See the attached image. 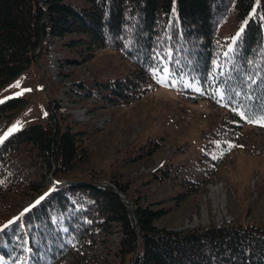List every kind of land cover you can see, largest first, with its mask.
<instances>
[{
  "label": "trees",
  "instance_id": "1",
  "mask_svg": "<svg viewBox=\"0 0 264 264\" xmlns=\"http://www.w3.org/2000/svg\"><path fill=\"white\" fill-rule=\"evenodd\" d=\"M86 1L89 6L80 7L69 0H0V89L48 52L44 41L50 35L90 55L100 48L115 50L131 65L125 77L98 85L111 102L141 98L166 70L171 86L194 102L208 101L229 126L260 124L264 0ZM28 103L25 95L0 102V122L5 120L0 163L26 156L39 160L42 175L52 173L66 183L44 189L45 182L30 181L36 198L0 223V264H56L73 245L91 244L96 233L116 228L122 235L119 264H264V223L161 228L157 222L167 209L131 180L91 171L81 180L70 177L92 157L84 129L53 114L45 122L12 129ZM218 147L229 148L223 141ZM176 180L180 195L196 183ZM77 195L91 202L77 208L72 199Z\"/></svg>",
  "mask_w": 264,
  "mask_h": 264
},
{
  "label": "rangeland",
  "instance_id": "2",
  "mask_svg": "<svg viewBox=\"0 0 264 264\" xmlns=\"http://www.w3.org/2000/svg\"><path fill=\"white\" fill-rule=\"evenodd\" d=\"M69 1L89 6L86 0ZM44 42L48 52L0 89V102L28 97L27 108L12 127L15 130L45 122L50 114L76 130L84 129L92 157L88 166L70 177L81 180L91 171L107 179L118 174L131 180L150 199L162 201L168 212L157 222L161 228L264 223V126H229L225 115L208 101L194 102L171 86L166 70L141 98L111 102L98 85L131 71L117 51L100 48L91 55L85 48L73 51L50 35ZM4 124L5 120L0 122V131ZM221 141L228 143L227 150L218 147ZM142 144L152 147L143 151ZM41 168L39 160L26 156L13 155L0 163V223L36 198L37 193L28 189L30 181L45 182L44 189L66 183V178L58 181L52 173L42 175ZM176 179L196 183L180 195L183 188ZM72 199L77 208L91 202L87 195ZM118 229L96 233L91 244L73 245L56 264H119L116 252L122 235Z\"/></svg>",
  "mask_w": 264,
  "mask_h": 264
},
{
  "label": "snow or ice",
  "instance_id": "3",
  "mask_svg": "<svg viewBox=\"0 0 264 264\" xmlns=\"http://www.w3.org/2000/svg\"><path fill=\"white\" fill-rule=\"evenodd\" d=\"M241 115H243V113H241ZM249 122L251 123V122H254V121L249 120ZM256 122L260 123L261 126H264V117H262L259 121H256Z\"/></svg>",
  "mask_w": 264,
  "mask_h": 264
},
{
  "label": "water",
  "instance_id": "4",
  "mask_svg": "<svg viewBox=\"0 0 264 264\" xmlns=\"http://www.w3.org/2000/svg\"><path fill=\"white\" fill-rule=\"evenodd\" d=\"M120 194L124 196V194H123V193H120Z\"/></svg>",
  "mask_w": 264,
  "mask_h": 264
}]
</instances>
